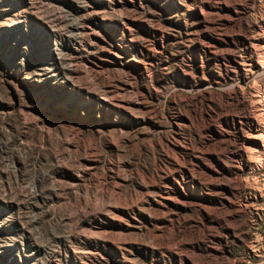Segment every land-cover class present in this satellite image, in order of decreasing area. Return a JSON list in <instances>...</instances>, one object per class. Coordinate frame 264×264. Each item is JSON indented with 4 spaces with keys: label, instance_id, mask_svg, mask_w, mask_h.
<instances>
[{
    "label": "rangeland",
    "instance_id": "374dc122",
    "mask_svg": "<svg viewBox=\"0 0 264 264\" xmlns=\"http://www.w3.org/2000/svg\"><path fill=\"white\" fill-rule=\"evenodd\" d=\"M0 264H264V0H0Z\"/></svg>",
    "mask_w": 264,
    "mask_h": 264
}]
</instances>
